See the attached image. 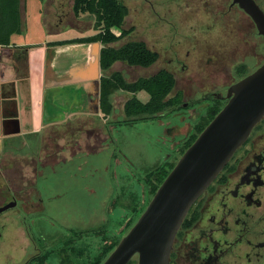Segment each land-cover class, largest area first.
<instances>
[{"label":"rangeland","instance_id":"374dc122","mask_svg":"<svg viewBox=\"0 0 264 264\" xmlns=\"http://www.w3.org/2000/svg\"><path fill=\"white\" fill-rule=\"evenodd\" d=\"M72 5L73 0H19V20L27 30V39L32 42L47 39L45 27L55 32L59 41L66 42L96 34L97 14L86 11L74 15ZM126 5L129 11L123 29L136 27L140 34L136 37L137 34L130 31L105 46L117 49L127 41L140 39L149 45L156 40L160 42V30L146 34L151 29L145 27L151 26L152 20L153 24L155 22L150 13L146 9L135 13L133 3L126 1ZM198 13L185 16L182 27L192 39L185 42L183 50H189L190 59L182 77H174L175 85L168 95L181 93L184 104L180 109L153 119L127 118L124 114L126 101L132 96L144 101L147 95H131L118 89L110 95L115 113L105 116L99 109L95 114L74 120L75 126L43 130L37 149L33 142L30 147L13 142L12 147L6 149L5 142L2 144L0 140V180L7 176L10 179L18 177L21 171L29 180L27 184L33 185L37 180L38 189L30 191L34 209L29 212H41L30 217L52 248L58 249L65 236L74 238V245L81 248L87 261L99 254L104 241L122 237L136 221V214L139 212L140 215L151 199L148 200L146 183L149 180L146 176L157 166L177 161L181 155L180 138L200 123L215 105L201 97L210 91L224 94L230 84L242 78L238 74L242 66L240 60L245 63L248 73L264 62V38L247 15L243 22L245 28L236 25L230 29L212 27L204 36L194 33L195 27L201 29L200 25L205 21ZM2 15L0 8V20ZM111 31L118 35L121 30L113 27ZM194 37L198 38V47L191 44ZM211 54H220L223 60L213 64ZM160 66V63L151 65L143 74L154 73ZM117 68L123 70L124 65L119 64ZM132 70L125 74L127 82L141 78L135 72L130 75ZM178 129L181 136L176 133ZM8 165L11 167L2 171ZM17 184L21 183L17 181ZM146 199L143 209L136 213L134 207L137 204L133 203L144 204ZM13 214V210L6 212L7 217ZM129 221L131 225L127 226ZM24 228L18 221L11 222L5 233L18 242L4 243L3 249L15 250L20 243L26 245Z\"/></svg>","mask_w":264,"mask_h":264},{"label":"flooded vegetation","instance_id":"af4514ba","mask_svg":"<svg viewBox=\"0 0 264 264\" xmlns=\"http://www.w3.org/2000/svg\"><path fill=\"white\" fill-rule=\"evenodd\" d=\"M117 1L126 7L127 12L129 10L126 1L133 3L132 9L135 13L146 9L155 19L154 24L152 20L151 26L145 27L147 30L151 29L146 34L160 30L162 36L160 42L156 40L152 45L143 39L131 40L143 42L148 50L157 53V59L147 67L129 65L118 60L124 65L123 70L118 71L123 78L126 72L132 69L129 71L130 75L135 72L137 77H145L143 73L151 65L153 67L159 63L162 66L147 77H153L161 70L172 77H182V72L190 59V52L183 50V45L192 39L185 34L182 25L185 24V16L191 12H199V16L205 19L200 25L202 28L196 30L195 27L194 32L204 36L212 30V27L230 29L236 25L245 28V15L250 18L235 0ZM253 1L264 13V0ZM123 28L122 25L120 29ZM129 30L137 34L138 28ZM198 42V38L194 37L191 44L198 47ZM211 60L213 64H217V61L223 59L220 54H211ZM239 65L245 68L243 60H240ZM228 87L224 94L210 91L201 98L213 104L224 102L222 107L228 99L226 96ZM183 104L180 103L179 107ZM89 106H93L92 99L89 101ZM176 133L178 136L182 135L180 129ZM186 136L185 134L180 138V142L183 143ZM16 180L21 184L18 185ZM0 181L2 183L0 208L12 203L10 207L0 211V264L88 263L89 259L86 261L82 250L78 252L70 248L72 243L67 236L59 243L61 245L58 249L52 248L46 240V235L41 233L40 228L35 225V220L30 217L41 212L39 210L29 212L34 209L29 195L32 189H38L37 180L33 185L28 182V185L29 180L22 172L18 177L10 179L7 176ZM10 210H13V215L18 217L13 215L7 217L6 212ZM13 221H18L25 227L26 232L23 237L26 245L20 243L15 250L3 249L4 243L9 245L11 242H18L10 239L5 233L7 226ZM120 239L121 237L118 241ZM137 263L138 256L135 254L126 264ZM168 264H264V115L224 168L189 208L173 238Z\"/></svg>","mask_w":264,"mask_h":264},{"label":"crops","instance_id":"0c3cea01","mask_svg":"<svg viewBox=\"0 0 264 264\" xmlns=\"http://www.w3.org/2000/svg\"><path fill=\"white\" fill-rule=\"evenodd\" d=\"M45 29L48 38L36 42L27 39L22 26L7 36L8 42L1 32L0 142L6 149L13 142L29 147L33 142L37 149L43 130L75 126L74 120L99 112L101 77L119 71V61L106 70L100 67L102 43L59 41L55 32ZM137 93L147 95L142 102L149 99L144 90L130 94ZM32 156L37 161L36 154Z\"/></svg>","mask_w":264,"mask_h":264},{"label":"water","instance_id":"95a60500","mask_svg":"<svg viewBox=\"0 0 264 264\" xmlns=\"http://www.w3.org/2000/svg\"><path fill=\"white\" fill-rule=\"evenodd\" d=\"M264 37V13L253 0H235ZM227 101L185 149L144 210L100 264H168L173 238L189 208L227 164L264 115V62L227 89ZM9 203L2 208L10 207Z\"/></svg>","mask_w":264,"mask_h":264},{"label":"trees","instance_id":"16d2710c","mask_svg":"<svg viewBox=\"0 0 264 264\" xmlns=\"http://www.w3.org/2000/svg\"><path fill=\"white\" fill-rule=\"evenodd\" d=\"M19 0H0V8L2 10V18L0 20V38L3 32L4 42H8V37L11 32H17L19 30L20 20L18 12ZM6 10V11H5ZM72 10L75 15L80 12H95L97 14V32L94 35L88 37H82L74 39L70 42H100L104 46L100 50V67L102 69H109L111 65L118 60H122L129 65H139L147 67L157 59V53L148 50L143 42L130 41L123 46L115 49L105 46L106 44L115 42L116 40L124 37L130 31L129 29H120L118 35L111 31V28H121L124 17L127 14V9L117 0H73ZM60 44H63L60 42ZM240 77L248 74V70L245 67H240L238 70ZM175 85L174 77L164 70L159 71L153 77L138 78L133 82H127L121 76L119 72L113 73L109 77H101L100 81V107L103 114L106 116L111 112L112 106L110 103V95L120 89L127 92L135 93L137 91L144 90L149 94V99L146 102L140 101L135 96L128 99L124 106V114L127 118H133L136 120H146L158 117L178 110L181 102V93H177L172 97H168ZM221 103L218 102L213 105L207 112L206 116L200 123H197L190 132L187 134L185 141L181 143L180 154L194 141L197 135L203 130V128L209 123V121L220 110ZM133 119V120H134ZM128 122L130 120H127ZM126 121V122H127ZM125 122V121H123ZM166 162V161H165ZM174 162H168L167 165L157 166L146 178L149 180L146 186L148 188V200L153 196L156 189L166 177L168 172L174 166ZM153 178V179H152ZM141 201L140 198H138ZM134 202V210L140 211L147 203V199L144 204ZM143 211V210H142ZM135 213V214H136ZM139 212L135 218H138ZM133 219V221L135 220ZM135 222V221H134ZM131 225V221L127 226ZM131 227V226H130ZM119 238L104 241L100 252L93 257H90L86 264H99L103 257L117 244ZM72 243L71 247L74 251H80V247L74 245V238L68 239ZM66 248V247H65Z\"/></svg>","mask_w":264,"mask_h":264}]
</instances>
